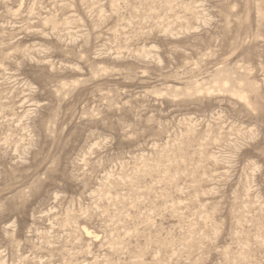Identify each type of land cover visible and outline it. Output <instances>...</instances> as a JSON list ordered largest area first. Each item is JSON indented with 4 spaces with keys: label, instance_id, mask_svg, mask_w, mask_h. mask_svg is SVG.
<instances>
[{
    "label": "rangeland",
    "instance_id": "obj_1",
    "mask_svg": "<svg viewBox=\"0 0 264 264\" xmlns=\"http://www.w3.org/2000/svg\"><path fill=\"white\" fill-rule=\"evenodd\" d=\"M0 264H264V0H0Z\"/></svg>",
    "mask_w": 264,
    "mask_h": 264
}]
</instances>
